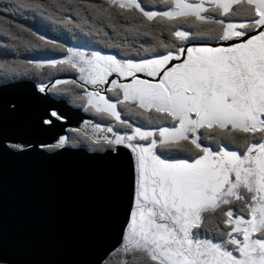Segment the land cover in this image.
<instances>
[{
    "label": "snow or ice",
    "instance_id": "1",
    "mask_svg": "<svg viewBox=\"0 0 264 264\" xmlns=\"http://www.w3.org/2000/svg\"><path fill=\"white\" fill-rule=\"evenodd\" d=\"M0 39L30 84L0 91V154L108 166L113 238L87 264H264V0H6Z\"/></svg>",
    "mask_w": 264,
    "mask_h": 264
},
{
    "label": "water",
    "instance_id": "2",
    "mask_svg": "<svg viewBox=\"0 0 264 264\" xmlns=\"http://www.w3.org/2000/svg\"><path fill=\"white\" fill-rule=\"evenodd\" d=\"M28 79L0 84L22 96ZM68 126L90 118L65 109ZM28 108L10 118V129L28 128L36 114ZM113 193L105 161L84 148L59 155L17 157L0 154V245L30 264H87L113 238Z\"/></svg>",
    "mask_w": 264,
    "mask_h": 264
},
{
    "label": "trees",
    "instance_id": "3",
    "mask_svg": "<svg viewBox=\"0 0 264 264\" xmlns=\"http://www.w3.org/2000/svg\"><path fill=\"white\" fill-rule=\"evenodd\" d=\"M6 2V0H0V7L3 6V4ZM16 20L19 23L25 24V25H31L33 23V16L31 13H23V14H17L16 16ZM69 36L71 35L70 33L68 34ZM79 35V33H78ZM3 43V40L0 39V44ZM30 54L27 52L22 51L21 55H20V59H24L26 57H28ZM7 59H15L16 56L13 54H9L7 57H5ZM21 79H27L26 77H22V78H5L3 75L2 70H0V84L6 83V82H10V81H17V80H21Z\"/></svg>",
    "mask_w": 264,
    "mask_h": 264
}]
</instances>
